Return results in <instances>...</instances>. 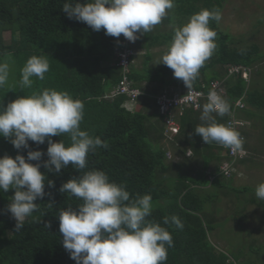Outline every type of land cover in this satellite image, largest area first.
Instances as JSON below:
<instances>
[{
  "label": "trees",
  "instance_id": "obj_1",
  "mask_svg": "<svg viewBox=\"0 0 264 264\" xmlns=\"http://www.w3.org/2000/svg\"><path fill=\"white\" fill-rule=\"evenodd\" d=\"M225 1L175 0L174 8L162 21L175 25L173 31L162 33L159 28L158 32L153 28L135 45L145 52L140 54L142 62L131 65L129 78L136 88L142 90V95L131 100L126 94L111 95L123 77L122 67L118 65L123 34L119 38L108 36L103 29L94 31L85 22L70 19L63 11V4L68 0H0V60L5 54H10L13 61L10 63L9 81L0 88V104L6 107L19 97L40 94L45 89L67 91L74 99H80L85 105L81 130L108 143L107 149L100 147L88 155L87 170L105 171L111 181L126 183L133 195L152 196V215L148 219L166 227L174 241V247L168 249L165 264H238L225 250L217 249L209 238V230L215 229V223L207 213L205 203L219 194L212 195L206 188L215 187L218 191L224 189V192L228 190L237 194L251 191V186L231 184L237 166L246 163L250 153L236 161V170L231 176L224 175L217 167L213 172L215 178L210 179L206 171L211 159L206 157V152L215 147L222 151L225 148L215 142L208 145L195 134V127L205 123L200 119L203 106L187 107L182 111L176 109L172 117L180 123V131L172 136L165 133L164 114L157 109L155 96L167 87L179 89L186 85L175 78L174 70L163 63L152 65L153 48L167 45L166 54L177 27L187 23L202 9L219 7L223 10ZM73 2L83 3L85 0ZM211 27L218 33L217 48L200 69L192 86L208 91L212 82L227 77L228 64L250 67L252 74L255 71V75L261 77L249 81L241 76L229 77L225 99L232 111L235 101L244 98L247 107L239 110L238 114L254 123L253 127L256 121L264 123V64L260 65L264 63V50L256 41H247L223 30L220 23L213 21ZM5 32L10 34L9 40L5 38ZM32 56H45L50 70L45 73L44 80L32 77V86L21 88V69ZM256 66L260 67L255 69ZM215 118L219 123L227 124L230 113ZM250 128L243 130L248 137ZM52 139L70 143L67 134ZM29 145L30 149L17 150L9 139L0 136V157L10 155L14 158L21 154L27 158L29 150H42L45 153L42 160L48 159L47 140L39 146L29 141ZM243 147L252 150L248 141ZM169 149L174 150L177 156H186L191 149L194 155L203 159L202 169L196 175H190L182 168L183 160L168 163ZM227 150L226 153L229 152ZM40 170L54 182V187H49L46 181L45 192L48 195L35 201L39 210L26 219L21 231L16 232V221L6 210L15 189L0 192V264H76L63 247L58 215L61 209L66 210L69 206L76 209L82 201L61 193L59 189L63 183L78 177L80 172L71 165L58 174L48 172L44 167ZM243 202H257L264 213V199L259 202L250 198ZM242 212V218L238 220L241 223L247 219L245 211ZM165 216L179 217L183 229L164 225ZM49 222L51 227L47 228L45 224ZM251 246L255 248L256 245ZM248 262L259 264L260 261L258 258Z\"/></svg>",
  "mask_w": 264,
  "mask_h": 264
},
{
  "label": "clouds",
  "instance_id": "obj_2",
  "mask_svg": "<svg viewBox=\"0 0 264 264\" xmlns=\"http://www.w3.org/2000/svg\"><path fill=\"white\" fill-rule=\"evenodd\" d=\"M174 6L175 0H85L83 3L68 0L63 4V11L70 19L85 22L94 31L103 29L106 35L116 38L123 34L136 51L135 64L141 54V49L135 45L142 35L151 32L162 22ZM222 18L223 12L219 7L202 9L193 14L187 23L175 29L167 53L157 64L163 63L174 70V77L191 88L199 77L200 69L217 48L218 33L211 27V22L219 24ZM12 62L10 54H5L4 59L0 60V88L9 81ZM49 70L50 63L45 56L30 57L21 69V88L31 87L32 77L44 80ZM228 78L227 75L220 80L227 81ZM119 84L111 95H115ZM140 91L139 98L142 95ZM159 94L155 96V104ZM226 97L227 86L223 97L214 89L209 91L208 102L202 105L200 117L205 123L197 125L194 130L206 144L215 142L225 148L220 169L228 159V148L233 152L243 151V145L248 141L244 131L251 126L250 120L239 115L249 121V127L243 131L245 139L231 123L217 121L216 116L224 117L231 111ZM156 107L164 114L165 132L169 136L177 134L168 133V114L163 113L157 104ZM185 108L176 109L182 111ZM84 115L85 105L80 99H74L67 91L55 89L19 97L6 107L0 104V136L9 139L15 149H30L29 141L38 146L46 140L48 143L46 161L42 160L45 154L42 150H29L27 158L21 154L14 158L10 155L0 157V192L15 189L14 196L10 198L12 202L6 206V210L16 221V232L21 231L26 219L39 210V204L35 201L48 195L45 192L46 181L49 187H54V182L41 172V167L58 174L61 169L71 165L80 175L63 183L59 191L82 203L76 209L71 206L66 210L61 209L58 215L63 247L70 253V258L76 264H165L168 249L174 247V241L166 227L148 219L152 215V196L140 193L133 195L126 183L111 181L105 171L87 170L88 155L100 147L107 149L108 143L99 136L81 130ZM176 122L181 128L180 123ZM64 134L68 135L70 143L66 144L63 139L53 141L52 137H62ZM212 176L215 177V173H209V178ZM256 196L264 199V183L257 186ZM163 224L174 225L179 229L184 227L177 216H165ZM45 226L50 228L51 223Z\"/></svg>",
  "mask_w": 264,
  "mask_h": 264
},
{
  "label": "rangeland",
  "instance_id": "obj_3",
  "mask_svg": "<svg viewBox=\"0 0 264 264\" xmlns=\"http://www.w3.org/2000/svg\"><path fill=\"white\" fill-rule=\"evenodd\" d=\"M222 12L223 18L220 26L223 30L238 38L256 41L264 50V0H226ZM174 27L176 26L173 24L162 22L154 28L157 32L160 30L162 33H169L173 31ZM158 28L159 30H157ZM5 38L10 39L8 32H5ZM167 47V45H161L152 49L154 53L152 65L158 66L161 64L157 63L165 54L164 50ZM144 52L145 50H141V53ZM141 55H139L136 63L142 62ZM263 64L260 65L263 66ZM259 67L256 66L255 69ZM255 74L254 71L252 79L261 77V75ZM180 88L187 89L188 87ZM167 90L176 91L173 86L167 87ZM255 123L256 125L253 127L254 123L251 122L249 130L248 145L252 149L249 154L250 157L246 163H240L237 166V171L233 174L231 181L234 186H251L252 190L237 194L228 190L224 192V189L218 191L215 187L206 188L207 192L212 195L219 194L217 198L205 203V209L215 223V229L209 230V238L217 249L225 250L231 257L236 259L238 264L240 261L243 264H250L248 261L258 260V258L259 264H264L263 209L258 206L257 202H243V200L250 198H256L259 202L263 200L257 198L256 188L260 183H264V123L260 121ZM168 153L171 155V159L168 158V160H176L179 157L175 155V151L172 149H169ZM202 165L203 159L192 154L191 163L186 169L190 167L188 171L196 174L198 170L202 169ZM242 211H245L247 215V219L242 222L243 224L238 222L239 218H242ZM235 215L240 216L235 217ZM251 245L256 246L252 248Z\"/></svg>",
  "mask_w": 264,
  "mask_h": 264
},
{
  "label": "built area",
  "instance_id": "obj_4",
  "mask_svg": "<svg viewBox=\"0 0 264 264\" xmlns=\"http://www.w3.org/2000/svg\"><path fill=\"white\" fill-rule=\"evenodd\" d=\"M130 41L124 39L121 49L118 51L119 63L118 65L122 67L123 77L120 81L119 86L117 87L115 94H126L131 100H136L141 91L136 88L133 84V81L129 78V72L131 65L134 63V56L136 51L133 50ZM227 75L230 76H241L245 80H250L252 76V69L248 66L241 64H229L227 66ZM225 80H216L211 83L208 91H205L201 88L191 87L186 90H178L174 92H168L167 90L163 91L156 97V104L163 113L168 114L166 118V126L168 133H178L179 125L176 120L172 117V111L176 108H185V107H201L207 101V97L210 90H216L219 95L222 97L226 93ZM247 107V104L244 98H239L235 102L234 109L230 112V118L227 123L231 125L241 133V135L246 139V136L243 133V130L249 124V121L243 119L239 116L238 111ZM228 159L225 160L221 165V172L226 176H231L235 172V163L237 160L246 157L248 155V149L243 147V151L233 152L228 148ZM212 180L214 176L210 177Z\"/></svg>",
  "mask_w": 264,
  "mask_h": 264
},
{
  "label": "crops",
  "instance_id": "obj_5",
  "mask_svg": "<svg viewBox=\"0 0 264 264\" xmlns=\"http://www.w3.org/2000/svg\"><path fill=\"white\" fill-rule=\"evenodd\" d=\"M171 91H173V90H171ZM112 92H113V90H112ZM178 110H180V109H178ZM192 154H193L192 150L189 149L187 151L186 156H184V155L183 156H179L178 159H176V160H169L167 162L168 163L169 162H171V163H177L179 160L180 161L183 160L184 161L183 162V165L181 164L182 165V168L184 170H188V169H190V167L188 169H186V168L191 163ZM193 156H195V155L193 154ZM222 156H225L224 155V151L220 150L217 147H215L214 149H211V151L206 152V157H210V159H211L210 160L209 167H208V170L206 171V173H208V175H209V173H212V172L216 171V168L219 167L220 163L223 160L222 159ZM168 157H169V159H171V155H169V153H168ZM188 174H190V175H196L197 173L196 174H193L190 171H188Z\"/></svg>",
  "mask_w": 264,
  "mask_h": 264
}]
</instances>
